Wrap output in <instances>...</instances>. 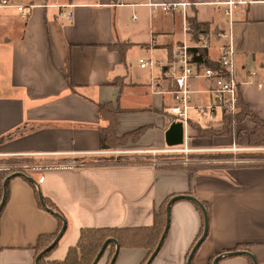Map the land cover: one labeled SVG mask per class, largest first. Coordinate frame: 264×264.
I'll list each match as a JSON object with an SVG mask.
<instances>
[{
	"label": "crops",
	"instance_id": "1",
	"mask_svg": "<svg viewBox=\"0 0 264 264\" xmlns=\"http://www.w3.org/2000/svg\"><path fill=\"white\" fill-rule=\"evenodd\" d=\"M11 1L34 6L24 11L0 7V170L8 169L1 160L28 164L22 172L35 183L22 175L7 183L0 208V264H34L37 237L60 230V219L42 207L39 193L67 223L48 253L51 259H63L81 227L151 225L165 199L187 193L205 205L208 219L207 237L191 264H211L217 254L232 250H248L255 264H264V146L247 142L246 132L255 127L249 116L230 123L228 132L197 138L191 124L219 128L222 116L210 121L191 108L183 145L164 140L176 120L167 111L174 103L167 65L180 42L193 43L198 36L209 38L205 51L214 63L231 37L238 96L264 121V0H246L230 15L226 0H186L191 5L185 11L172 12L159 4L179 0ZM189 20L203 25L195 36L184 31ZM140 58L151 62L141 67ZM188 82L192 106L211 101L212 81L196 75ZM105 103L119 110L118 136L145 129L121 149L181 152L186 147L218 153L227 165L220 172L190 174L185 164L115 159L111 149L116 147L100 145L99 128L107 119L98 106ZM169 220L149 264H185L203 223L201 211L188 199L171 204ZM117 253L113 264H144L148 250L124 246ZM107 257L96 264H106ZM217 264L253 260L236 254Z\"/></svg>",
	"mask_w": 264,
	"mask_h": 264
},
{
	"label": "trees",
	"instance_id": "2",
	"mask_svg": "<svg viewBox=\"0 0 264 264\" xmlns=\"http://www.w3.org/2000/svg\"><path fill=\"white\" fill-rule=\"evenodd\" d=\"M189 25L192 31V34L195 36L198 32L201 31L203 28V25L196 20H189ZM193 56L192 60L194 62L203 61L209 66L217 67V63L215 62H209L207 60V55L205 49H193ZM238 112L236 114H223L221 119V125L219 128L217 127H211V126H199L195 124H191V127L195 129L198 135L202 137H213V135H219L223 134L225 132H228V126L232 122H237L243 120L245 116H249V119L254 124V130L251 132H246L247 135V142L251 146H264V121L258 118L256 115L252 113V111L248 110L247 105L242 102L240 96H238ZM119 110L115 107H113L110 103L100 104L98 106V113L103 118L107 119V123L105 126L100 127V145L101 148H115L117 146H121L128 138H131L133 140H136L145 130L144 127L136 128L135 131L125 133L121 136H118L116 134L115 126H116V116L117 112ZM241 132L237 135V142L240 143L241 141ZM197 166H193L189 169V173H193L194 171H191L195 169ZM200 168V167H199ZM212 170L213 167H205ZM1 173H3L1 175ZM7 176L6 170H0V190L2 192V185L4 178ZM7 198V197H6ZM169 198L165 199L160 205V208L158 209V212L154 213L153 216V223L151 225L146 226H123V227H116V226H108V227H99V226H93V227H81L78 234V240L74 245H71L68 247L66 251V255L63 257V259H51L49 258V251L54 248L52 247L50 250H48L46 253H44L43 256L39 258L38 264H91V262L94 260V257L97 254V251L100 249L101 245L105 240H107L109 237H113L118 241L119 247L124 246H143L147 248L148 255L147 258L151 255L152 250L155 248V245L160 239V235L164 229L165 226V208L166 203ZM46 202L48 200L46 199ZM197 206V209L201 211L199 206ZM202 215V211H201ZM203 228V223L200 227V231L198 233L197 238L193 242V244L196 242V240L200 237V233ZM57 232L52 234H40L37 237L36 244L34 246L35 252H39L47 247L48 244H50L54 239ZM191 245V247L193 246ZM188 249L187 256L189 254ZM242 248V247H240ZM115 245L113 242H108L107 246L105 247L103 254L101 255L100 259L107 253V261L106 264L109 263V260L114 254ZM99 259V260H100ZM192 260V258H191ZM190 260V264H191Z\"/></svg>",
	"mask_w": 264,
	"mask_h": 264
},
{
	"label": "built area",
	"instance_id": "3",
	"mask_svg": "<svg viewBox=\"0 0 264 264\" xmlns=\"http://www.w3.org/2000/svg\"><path fill=\"white\" fill-rule=\"evenodd\" d=\"M246 0H226L223 4H226L225 13L230 15L232 8L239 5ZM120 1L119 4H123ZM191 3L186 0H179L171 3L159 4L163 11L172 12L177 9L185 11ZM13 6L19 11H24L25 8L34 6V4L21 5L15 4L11 0H0V7ZM62 14L71 16V13H67L62 10ZM184 31L191 34L190 25L187 23L184 26ZM209 47V38L207 36H198L193 43L182 41L174 48V59L167 66V71L170 74L172 82L174 83V89L172 94L174 97V103L167 107V111L172 114L176 120L185 124L189 119V109L194 108L195 112L204 117L207 120L213 121L217 115L220 117L223 114H236L238 111V90L239 83L233 76V56L235 50L233 48V42L231 37L222 44L219 48L220 54L216 59L217 67L203 66L202 64L195 63L192 60L193 49H207ZM151 61L143 58L139 59V65L141 67L148 66ZM202 76L212 81L209 88V94L211 101L207 104H197L192 106L190 103V84L189 78L192 76ZM232 149H237L233 147ZM173 151V149H171ZM191 149L184 147L178 151L188 152ZM1 155V153H0ZM233 162H238L233 159ZM187 163V162H184ZM29 168L28 164L20 165L14 170L25 171ZM13 170V171H14ZM28 175V174H26Z\"/></svg>",
	"mask_w": 264,
	"mask_h": 264
},
{
	"label": "water",
	"instance_id": "4",
	"mask_svg": "<svg viewBox=\"0 0 264 264\" xmlns=\"http://www.w3.org/2000/svg\"><path fill=\"white\" fill-rule=\"evenodd\" d=\"M184 136H185V128L183 127V123L179 120H174V121L170 122V124L167 126V129L164 133L165 144H168L169 146H181V145H183V142H184V138H185ZM14 175H22L25 178H27V180L35 183L34 179L31 176L26 175L22 171H19V170L14 171V173L11 175H7L4 178L3 185H2V193H1L2 197L0 200V208H1L2 204L4 203L6 196H7V194H6L7 183L9 181V179H11V177ZM39 196H40V203H41L42 207L47 209L51 213H53L55 216H57L60 219L62 226H61L60 230L57 232V234L55 235V237L53 238L54 240L50 244H48L46 248H44L43 250L39 251L36 254L34 264H38L39 258L41 256H43L44 253H46L48 250H50L52 247H54L59 242V240L62 237V234L64 233L66 226H67L65 219L58 212L54 211L52 208H49L45 204L41 193H39ZM184 199H188V200L192 201L194 204H197L199 206V208L202 211V220H203V228H202V231L200 233V237L196 240V242L193 244V246L189 250L190 252L186 258L185 264H190V260L193 257L194 253L196 252V249L201 245V242L207 237L208 219H207V210H206L205 205L202 204V202H199L191 194L184 193V194H176L174 196H171L166 203V208H165V211H166L165 221L166 222H165L164 229L160 235L161 237H160L159 241L157 242V244L155 245V248L152 250L151 255L147 258V260L145 261L144 264L150 263V261L154 258L155 254L157 253V250L159 249L163 240L166 237L165 235H166V232H167V229L169 226V222H170L169 214H170L171 204L177 200H184ZM110 241L114 243L115 249H114V254L111 257L108 264H113L117 254H118L117 251L119 249L118 241L113 237H109L107 240H105L103 242V244L101 245L100 249L97 251V254L94 257V260L91 262V264H96L99 261L101 255L103 254L105 247L107 246L108 242H110ZM236 254L237 255L238 254L249 255L253 260V264H255L254 258L248 250L247 251L246 250H232V251L221 252L213 258L211 264H217V261L223 256H232V255H236Z\"/></svg>",
	"mask_w": 264,
	"mask_h": 264
},
{
	"label": "rangeland",
	"instance_id": "5",
	"mask_svg": "<svg viewBox=\"0 0 264 264\" xmlns=\"http://www.w3.org/2000/svg\"><path fill=\"white\" fill-rule=\"evenodd\" d=\"M239 132H237L236 137ZM198 134L199 133L195 131L193 132V136L197 138L202 137ZM242 136H243V133L241 132L240 137L242 138ZM125 143L126 142L121 144V146H124ZM121 146H117L116 149H111L112 150L111 152L114 153V154L111 153V155H113L115 159H118L120 161L133 162V163H136L137 161L138 162H149V163L150 162L151 163L152 162H163L165 164H168V163L179 164L181 166H183L182 164H185L184 166H187L188 168L197 166L195 169L191 170L194 172L199 171V169L206 170V171L220 172L221 170H223L222 167H225V165H227L226 164L227 162L225 160L222 161V158H220V155L218 153L213 154V152L208 153V151L190 150L188 152L184 153L183 151L181 153V152H175L172 150L168 151L172 148L167 147L162 152H159V151L158 152L156 151L141 152V151H132L131 149H121L123 148ZM128 150H131V151H128ZM1 162H4L3 167H8L6 172H9V170L13 171L14 168L24 164V163H12V161H9L10 163H8L7 160L5 161L1 160ZM184 162H187V163H184ZM207 166L213 167L212 170H210L209 168H205ZM187 171H189V169H187ZM2 174L3 173H1V175Z\"/></svg>",
	"mask_w": 264,
	"mask_h": 264
}]
</instances>
